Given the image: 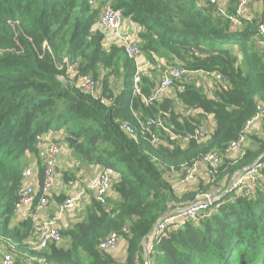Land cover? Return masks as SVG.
Returning <instances> with one entry per match:
<instances>
[{
    "label": "trees",
    "instance_id": "1",
    "mask_svg": "<svg viewBox=\"0 0 264 264\" xmlns=\"http://www.w3.org/2000/svg\"><path fill=\"white\" fill-rule=\"evenodd\" d=\"M230 1L228 11L235 15L237 0ZM107 4L121 12L124 23L143 29L139 43L152 68L150 75L141 74L139 93L134 89L135 60L121 45L106 44L110 34L100 19ZM210 6L203 0H0V235L43 264H119L99 248L117 232L127 241L125 264H145L142 242L172 202H190L210 187L221 190V181H230L264 156V116L260 133L245 132L259 105L264 108L263 22L246 15L234 26ZM65 60L77 61L80 76L99 83L97 98L76 87L78 79L70 76ZM158 65L161 72L179 66L220 73L228 82L217 84L209 95L194 81L176 80L173 94L161 97L155 94L161 81ZM208 116L215 129L205 141L191 139L183 145L175 137L194 133ZM154 119L173 133L154 128L156 145L141 126ZM125 122L134 128L135 138L122 129ZM48 132L62 134L64 153L102 171L113 170L111 191L119 199L110 197L102 205L87 191L85 220L61 230L65 244L35 252L26 245L32 221L14 224L15 206L26 154L36 155L37 136ZM241 135L246 136L243 154H225ZM213 151L221 154L222 164L212 184L179 196L167 172ZM62 176L65 183L76 179L70 171ZM37 177L41 189L40 164ZM256 179L257 187L246 193L223 189L221 199L199 219H187L155 240L149 262L264 264V167ZM64 198L55 194L53 200ZM14 264L25 262L17 258Z\"/></svg>",
    "mask_w": 264,
    "mask_h": 264
},
{
    "label": "built area",
    "instance_id": "2",
    "mask_svg": "<svg viewBox=\"0 0 264 264\" xmlns=\"http://www.w3.org/2000/svg\"><path fill=\"white\" fill-rule=\"evenodd\" d=\"M213 5H219L221 2L227 0H208ZM251 0H237L236 2V14L230 15L225 9L221 10V16L227 17L232 21L234 26L241 25V18L248 15L249 4ZM100 25L102 29L108 34H113L116 42L124 47L127 55L134 59L138 72L134 78V89L136 93L140 92L141 82V56L142 50L139 43V35L142 32V27H138V32L130 33L126 28L123 21V17L120 11L115 10L112 6L106 5L102 8V14L100 19ZM260 30L264 34V22L260 25ZM263 45V42H259ZM198 54V52H196ZM67 70L73 79H78L75 83L76 87L85 92L86 94L97 98L100 95V85L94 80L92 76H80L78 71L79 63L77 61L69 62L65 60ZM63 64H60L61 67ZM201 75L202 78H213L214 92L217 84H226L228 81L220 73H209L203 71H187L179 66L167 68L164 71V77L161 79L159 86L156 90V95L164 93L166 90L173 86L174 81L179 80L183 82H189L191 76ZM61 80H65L64 77H60ZM264 116V108L259 105L257 114L248 122L245 127V132L248 133L250 129L262 120ZM141 126L145 128L152 135V143L156 145L159 143L158 136L153 133V129H164L169 135L173 133L164 127L161 119L147 120L141 122ZM122 129L130 137L135 138L134 128L127 122L123 123ZM211 135L210 131L205 125H201L196 128L194 133H184L182 135H175L180 142H186L191 139L198 142L205 141ZM246 142V136L241 137L231 142L226 150L225 154H243ZM66 145L62 143V139L58 138L53 132L44 133L38 135L36 138V155H32L27 152L26 159L28 162L27 167L23 170L22 178L20 181V187L18 189V200L16 202L15 219L18 222L31 220L32 221V235L30 239L26 241L29 251L42 252L45 251L50 244H59L63 241L61 227L59 226V220L65 212L76 210L77 207L83 202V197L87 191H91L97 200L102 205H107L111 195V179L114 175L113 170L106 169L101 173L92 177L86 187L80 192L71 191L63 201L58 204H54L58 210V214L51 217L48 214L50 206L55 202L53 197L56 193L57 181L61 178V173L58 169L59 158L65 152ZM34 157H37L36 161H33ZM39 164L44 170V181L42 188H39V182L37 177V171ZM222 164L221 154L217 151L210 152L201 156L191 165H182L179 168L171 169L167 172V179L178 180L181 186H186L197 178L199 171L204 167L207 169L209 179H214L218 173V168ZM38 165V166H37ZM37 166V168H36ZM264 167V156L261 157L252 166L244 168L238 171L231 179V184L228 187V191L237 189L239 192L252 191L257 187L256 176L259 174L260 169ZM173 177V178H172ZM67 185L72 188L74 186V180H70ZM215 192H219V187L213 188ZM39 192L41 196L39 197ZM224 195V194H223ZM223 195L213 194L210 191L202 192L196 195L194 200L186 207L182 208L172 202L169 211H167L156 223L153 228V233L150 236L152 239L151 245L147 246L145 238L142 242V246L145 247V259L148 264H153L148 260V254L153 249V242L161 237H164L167 232L173 231L179 228L187 219H199L201 215L209 211L210 207L221 199ZM124 234L129 235L130 229L124 227ZM120 236L117 232L111 233L105 240H103L99 246L100 250L109 252L114 250L120 240ZM147 246V247H146ZM19 258L25 262V264H43L44 260L33 256L27 251L24 252L20 249L19 244L12 239L0 235V264H14L15 260Z\"/></svg>",
    "mask_w": 264,
    "mask_h": 264
},
{
    "label": "crops",
    "instance_id": "3",
    "mask_svg": "<svg viewBox=\"0 0 264 264\" xmlns=\"http://www.w3.org/2000/svg\"><path fill=\"white\" fill-rule=\"evenodd\" d=\"M252 8V4H251V7ZM125 26L126 28L129 29L128 32L130 33H134V32H138V25L137 24H132L130 23V21H126L125 23ZM108 43H114V44H118L113 36V34L110 33V36L109 38L107 39L106 41V44ZM141 73L143 74H146V75H150V69L152 68V65L149 63V61L147 60V58L145 56H141ZM157 61V59H156ZM160 64L165 66L164 65V62L163 61H160ZM159 69V72L157 73L158 74V78L159 80H161L163 77H164V71L166 69H164V71H160V65H158L157 67ZM190 81H194L198 86H201L205 89V91L211 95L213 94V91H211V89L213 88V78L212 77H209L207 79H204L202 78L201 75H196V76H191L190 77ZM118 90H120L121 86L120 84L116 87ZM173 94V91L172 89H168L166 90L164 93L162 94H159L157 96H160L162 95L161 97H163L164 95L166 96H169ZM179 107V106H178ZM198 113V112H197ZM186 114H189L188 112ZM203 125H205L207 127V129L210 131V133H213L214 132V129H215V121H214V118L212 116H208L204 121H203ZM262 130V121L260 122H257L251 129H250V132H254L255 134H258L260 133ZM53 134H55V136H57L58 138L60 137H63L61 136L62 134L61 133H56V132H53ZM61 139V138H60ZM183 145H186L187 143L185 142H181ZM69 152V151H68ZM67 152V153H68ZM68 155H70V153H68ZM239 155L238 153L236 154H231L229 156L231 157H235ZM65 153L59 158V161H58V169L60 171V173L62 174L64 171H69L70 168H73V165L69 164L66 159H65ZM33 161H36L37 160V157H34V159H32ZM38 166V165H37ZM36 166V168H37ZM91 167V166H90ZM38 169H39V166H38ZM94 171V176L101 173L102 172V168L100 167H96L93 169ZM93 176V177H94ZM115 177V175H113ZM92 177H88V178H85L84 180V175L82 173H78L76 175V179H74V186L72 188H70L67 183H65L63 181V176L61 175V178L58 179L57 181V189H56V193L58 195H64L65 197L71 192H80L82 191L86 185L88 184L89 180L91 179ZM173 178V177H172ZM172 179H170L171 181ZM171 182H173V184L176 186V189H182V188H185V190L177 193L179 196H183V194H185L186 192H193V191H197L201 186H207V185H210L212 184L210 182V179H209V175L207 173V169L206 168H202L198 175H197V178L192 181L191 183H189L188 185L186 186H181L179 183H178V180L177 178L175 177ZM231 184V180L228 181V182H225L224 180L221 181V187L224 186L225 188V191L228 189V187L230 186ZM220 188V187H219ZM223 189H221L219 192H215L213 187L211 188L210 187V190H207V191H210L211 193L213 194H220L221 192L224 194L225 191H223ZM178 192V191H177ZM197 195V194H196ZM111 199L113 198L114 200L116 199H119V197L117 196V194L114 192V191H111V195H110ZM58 204L56 201L50 206L49 210H48V214L51 216V217H54L58 214V210L56 209V205L54 206V204ZM83 207L86 209V206L90 203V193H86V195H84L83 197ZM84 209V210H85ZM77 210V211H76ZM75 211L73 210V212H75L76 214L79 213V209H76ZM84 212V211H83ZM85 216V212L83 214ZM76 216L74 214H69V211L68 212H65L61 219L59 220V226L61 227V229L67 227V228H70L72 227L74 224H76L78 221V218H75ZM14 224H17V221L15 219V222ZM152 238L150 236H148V238L146 239L147 241V246L148 245H151V240ZM64 243V240L62 241ZM61 242V243H62ZM59 243V244H61ZM142 248L144 249V253H143V260H145V264H146V259H145V247L144 245L142 246ZM108 253H110L112 255V257L117 260L119 262V264H125L126 262V259H127V241L124 239V238H120L119 242H118V245L117 247L114 249V250H111L109 251ZM142 256V255H141Z\"/></svg>",
    "mask_w": 264,
    "mask_h": 264
},
{
    "label": "rangeland",
    "instance_id": "4",
    "mask_svg": "<svg viewBox=\"0 0 264 264\" xmlns=\"http://www.w3.org/2000/svg\"><path fill=\"white\" fill-rule=\"evenodd\" d=\"M203 3L205 5H208V7H211L210 6L211 3L208 0H203ZM250 3L252 4V8H249L248 9L247 14L248 15H251L254 19L258 20L259 22H264V0H251ZM229 4H231V1L230 0H228V3H226L224 1V2H221L219 5H214L212 7L213 12L221 15V10H224L225 9L230 14V12L228 11ZM211 5H213V4H211ZM251 133H252V131H251ZM188 142L189 141H186L185 143H188ZM68 153H65V156L64 157H65L66 161L69 164L73 165V168H70V170H69L71 173H73L74 175H77L78 173H82L84 175V180H85V178L93 177L94 176L93 169L96 168L97 166L88 165L87 163L80 161V159L77 156L73 155L72 153L70 155H68ZM167 181H169L173 185L176 193H179V192L185 190V188L176 189V186L173 184V182L170 181V178L167 179ZM189 204L190 203H188V202H183L181 204L176 203V205H178L179 207H181V209L184 208V207H186ZM77 209H79V213L76 214L75 212L72 213V211H69V214L70 215L71 214H74L76 216L75 218H78V220H80V221L85 220V216L83 215L84 212H85V210H84L85 208L83 207V203H81L77 207ZM80 221H78V222H80ZM64 244L65 243L62 242L60 245H64ZM143 253H144V249L142 248V252H141L142 257H143Z\"/></svg>",
    "mask_w": 264,
    "mask_h": 264
},
{
    "label": "water",
    "instance_id": "5",
    "mask_svg": "<svg viewBox=\"0 0 264 264\" xmlns=\"http://www.w3.org/2000/svg\"><path fill=\"white\" fill-rule=\"evenodd\" d=\"M227 192H228V190H227ZM152 233H153V229L150 231V233H149V235L148 236H151L152 235ZM146 264H148V261L146 260Z\"/></svg>",
    "mask_w": 264,
    "mask_h": 264
}]
</instances>
